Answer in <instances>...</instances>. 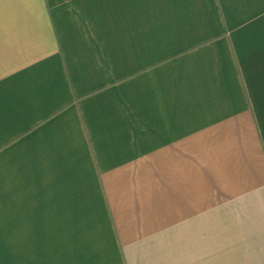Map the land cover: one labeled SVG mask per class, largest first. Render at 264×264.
Wrapping results in <instances>:
<instances>
[{
  "label": "crops",
  "instance_id": "obj_1",
  "mask_svg": "<svg viewBox=\"0 0 264 264\" xmlns=\"http://www.w3.org/2000/svg\"><path fill=\"white\" fill-rule=\"evenodd\" d=\"M0 264H264V0H0Z\"/></svg>",
  "mask_w": 264,
  "mask_h": 264
}]
</instances>
